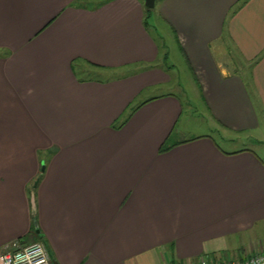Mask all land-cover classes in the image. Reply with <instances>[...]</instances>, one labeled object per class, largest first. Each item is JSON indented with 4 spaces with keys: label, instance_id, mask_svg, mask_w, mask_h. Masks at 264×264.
<instances>
[{
    "label": "crops",
    "instance_id": "obj_1",
    "mask_svg": "<svg viewBox=\"0 0 264 264\" xmlns=\"http://www.w3.org/2000/svg\"><path fill=\"white\" fill-rule=\"evenodd\" d=\"M145 8L0 0V247L41 239L53 264H192L264 248L263 158L208 134L171 139V91L136 99L171 79L153 14L212 117L231 138L264 143V128L251 133L264 119V0H154L147 18Z\"/></svg>",
    "mask_w": 264,
    "mask_h": 264
},
{
    "label": "rangeland",
    "instance_id": "obj_2",
    "mask_svg": "<svg viewBox=\"0 0 264 264\" xmlns=\"http://www.w3.org/2000/svg\"><path fill=\"white\" fill-rule=\"evenodd\" d=\"M146 20L151 27L158 24L156 31L152 32V35H154V38L156 39L159 52L161 53V50H164L165 48L167 50L168 56L166 61L163 62L164 64L162 62L161 63L171 79L168 82L159 83L157 86L144 87L137 95L136 99L142 100L157 93L171 91L179 96L181 101V112L172 130L170 136L171 139L188 137L195 134H208L216 142V144H219V146L223 149H236L240 146H247L256 151L264 160V143H258L253 141L251 137L247 138L245 136L231 138L234 135V132L224 129L216 121V119L212 117L210 112H208L203 100L201 99L196 83L183 61L180 48L170 36V33L168 34V27L153 14H150ZM225 49L224 53L226 54L227 59L225 57L224 59L229 60L233 64L237 62V69L234 65L233 69L242 72L247 79L250 73V64L237 56L236 51L230 43L227 42ZM78 64L76 65L78 66ZM85 69L86 68H83L82 66L79 70V75H82L83 77L97 75V72ZM258 110H260L259 113L261 115V109ZM126 112L121 115V119L125 116ZM262 117H264V112ZM261 128H264V119L261 121L260 116L259 126L257 129L251 131V133L258 137V130Z\"/></svg>",
    "mask_w": 264,
    "mask_h": 264
},
{
    "label": "built area",
    "instance_id": "obj_3",
    "mask_svg": "<svg viewBox=\"0 0 264 264\" xmlns=\"http://www.w3.org/2000/svg\"><path fill=\"white\" fill-rule=\"evenodd\" d=\"M0 264H53L41 239L22 242L14 239L0 247ZM192 264H264V248L241 256L200 255Z\"/></svg>",
    "mask_w": 264,
    "mask_h": 264
},
{
    "label": "water",
    "instance_id": "obj_4",
    "mask_svg": "<svg viewBox=\"0 0 264 264\" xmlns=\"http://www.w3.org/2000/svg\"><path fill=\"white\" fill-rule=\"evenodd\" d=\"M142 3L145 7L151 8L153 6L154 0H142ZM42 168V163H41Z\"/></svg>",
    "mask_w": 264,
    "mask_h": 264
},
{
    "label": "trees",
    "instance_id": "obj_5",
    "mask_svg": "<svg viewBox=\"0 0 264 264\" xmlns=\"http://www.w3.org/2000/svg\"><path fill=\"white\" fill-rule=\"evenodd\" d=\"M148 11H149V8H145V17L147 18V16H148ZM145 22V21H144ZM165 56H166V52H164L163 53V58H165ZM94 76H96V75H94ZM98 76V75H97ZM166 148V146H163V145H161L160 147H159V149L161 150V149H165Z\"/></svg>",
    "mask_w": 264,
    "mask_h": 264
}]
</instances>
